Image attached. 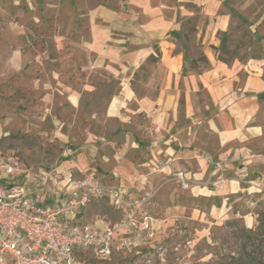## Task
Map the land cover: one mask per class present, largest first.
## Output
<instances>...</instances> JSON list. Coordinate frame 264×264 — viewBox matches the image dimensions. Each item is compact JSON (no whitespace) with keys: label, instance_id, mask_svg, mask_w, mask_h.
<instances>
[{"label":"rangeland","instance_id":"rangeland-1","mask_svg":"<svg viewBox=\"0 0 264 264\" xmlns=\"http://www.w3.org/2000/svg\"><path fill=\"white\" fill-rule=\"evenodd\" d=\"M98 1L0 0V182L6 178L5 165L13 160L24 168L61 170L84 157L96 175L119 173L116 167L133 164L141 170L135 174L129 170V179L149 186L157 202L152 213L162 220L157 243L129 253L115 248L108 261L85 254L79 256L81 260L90 264H260L264 261V187L200 195L182 192L174 173L160 174L159 166L152 178L153 170L141 165L150 158L151 142L162 138L157 120L145 112L133 113L134 102L125 107L123 120L107 117L109 102L121 92L120 82L102 67L82 70L91 61L86 51L88 10ZM162 1L181 6L186 14L180 18L182 36L176 42L185 63L195 72L208 68L199 34L212 20L199 0ZM220 5L230 22L227 31L217 35L218 59L230 64L262 58L264 0H220ZM140 80L133 90L136 96L156 101L157 90L145 88ZM67 85H73L80 98L79 110L68 101ZM197 94L198 108L206 116L209 94L203 89ZM180 109L179 123L184 127L188 122ZM135 139L143 143L137 145ZM253 147L264 154V138ZM122 215L100 199L85 209L83 218L111 224Z\"/></svg>","mask_w":264,"mask_h":264},{"label":"crops","instance_id":"crops-1","mask_svg":"<svg viewBox=\"0 0 264 264\" xmlns=\"http://www.w3.org/2000/svg\"><path fill=\"white\" fill-rule=\"evenodd\" d=\"M197 2L212 20L199 34L208 68L195 72L178 50L173 33L181 32L180 18L186 15L181 6L168 5L162 0H99L88 10L86 51L91 61L82 70L102 67L120 82L121 92L109 102L107 117L123 120L125 107L134 102L133 113L145 112L157 120L162 138L157 136L158 140L151 142L150 158L141 163L153 170L152 178L156 177L159 166L160 174L165 176L182 171L192 185L179 190L197 195L214 190L226 193L230 189L264 187V154L253 147L264 138V56L230 64L219 60L217 35L227 31L228 15L221 13L220 0ZM153 57L158 59L149 64ZM136 79H141L145 88L157 90L156 101L136 96L133 91ZM83 86L89 87L87 82ZM200 89L207 90L210 98L204 110L206 116L196 103ZM65 91L72 108L79 110L80 98L74 86H65ZM181 106L188 122L184 127L179 123ZM213 137L215 143L209 141ZM141 143L135 139V144ZM69 152L75 154L78 150ZM116 168L119 173L96 175L85 158L80 157L61 171L79 178H99L107 186L125 190L130 198L152 190L140 181L134 183L129 179V170L135 174L141 167L137 169L128 163ZM243 182L248 186L242 187ZM156 207L155 201L152 213ZM155 218L161 230L162 220Z\"/></svg>","mask_w":264,"mask_h":264},{"label":"built area","instance_id":"built-area-1","mask_svg":"<svg viewBox=\"0 0 264 264\" xmlns=\"http://www.w3.org/2000/svg\"><path fill=\"white\" fill-rule=\"evenodd\" d=\"M5 172L6 183L0 185V264H90L79 256L108 261L115 248L129 253L157 243L160 230L151 211V192L130 198L99 178H79L58 168H24L18 160L6 164ZM174 177L184 190L192 185L182 171ZM100 199L122 217L111 224L84 220L85 209Z\"/></svg>","mask_w":264,"mask_h":264},{"label":"trees","instance_id":"trees-1","mask_svg":"<svg viewBox=\"0 0 264 264\" xmlns=\"http://www.w3.org/2000/svg\"><path fill=\"white\" fill-rule=\"evenodd\" d=\"M181 36H182L181 32L173 33V37H175L176 39H181ZM184 73H185V69H184ZM5 183H6V181L2 179V182H0V185H4ZM260 264H264V261H260Z\"/></svg>","mask_w":264,"mask_h":264}]
</instances>
